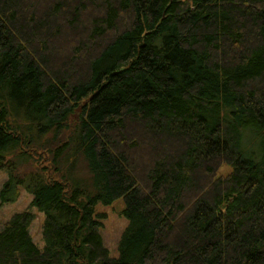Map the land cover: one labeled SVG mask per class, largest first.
<instances>
[{
	"label": "trees",
	"instance_id": "16d2710c",
	"mask_svg": "<svg viewBox=\"0 0 264 264\" xmlns=\"http://www.w3.org/2000/svg\"><path fill=\"white\" fill-rule=\"evenodd\" d=\"M0 168V264H264V0H0Z\"/></svg>",
	"mask_w": 264,
	"mask_h": 264
},
{
	"label": "rangeland",
	"instance_id": "374dc122",
	"mask_svg": "<svg viewBox=\"0 0 264 264\" xmlns=\"http://www.w3.org/2000/svg\"><path fill=\"white\" fill-rule=\"evenodd\" d=\"M43 158V162L40 159V162L31 161L24 165H18L16 173H30L34 170L40 169L42 166H49L48 162H46V157L44 156ZM229 171L230 169L227 166H224L217 172V176L226 175L229 173ZM7 177V171L3 168H0V191ZM31 200L32 195L25 189L20 188L18 196L15 200L8 201L0 205V228L10 219L13 214L29 210L33 214V220L29 226V233L34 243L41 248L43 246L41 234L43 214L36 208L29 207ZM120 211V201H115L109 206L99 205L96 208V212L102 213L105 216L102 221L101 235L103 243L108 249L109 255L111 257L117 256L118 241L127 224L126 220L121 216Z\"/></svg>",
	"mask_w": 264,
	"mask_h": 264
},
{
	"label": "water",
	"instance_id": "95a60500",
	"mask_svg": "<svg viewBox=\"0 0 264 264\" xmlns=\"http://www.w3.org/2000/svg\"><path fill=\"white\" fill-rule=\"evenodd\" d=\"M78 111H80V108L78 109Z\"/></svg>",
	"mask_w": 264,
	"mask_h": 264
}]
</instances>
